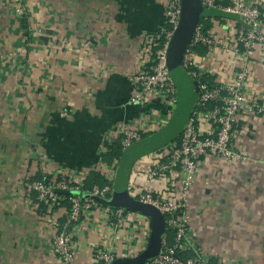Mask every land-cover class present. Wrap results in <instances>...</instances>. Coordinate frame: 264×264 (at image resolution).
<instances>
[{
  "label": "crops",
  "instance_id": "0c3cea01",
  "mask_svg": "<svg viewBox=\"0 0 264 264\" xmlns=\"http://www.w3.org/2000/svg\"><path fill=\"white\" fill-rule=\"evenodd\" d=\"M254 1L264 34V0ZM163 4L0 0V264H60L49 218L22 185L36 173L44 181L84 174L85 182L98 172L104 185H110L109 194L98 201L129 216L122 221L96 209L85 211L71 228V264H95L102 251L115 258L143 253L148 262L171 243L163 215L142 203L136 192L145 185L159 192L170 193L173 186L176 190L171 172L153 179L147 173L163 161L161 149L179 139L184 127L162 143L139 148L126 164L123 157L107 161L102 156L120 141L122 128L141 131L140 141L172 121L179 109L177 101L171 105L161 96L141 105L127 103L133 93L130 76L141 64L143 47L151 41V49L157 48ZM216 19L205 18L211 25L205 33L214 44L194 46L193 69L212 85L230 80L241 67L247 69L244 91L253 111H240L233 146L248 159L200 160L187 196L188 238L210 264H242L238 250L264 248V43L247 54L235 53L232 27ZM42 35L48 36L46 41ZM191 253L189 249L185 257Z\"/></svg>",
  "mask_w": 264,
  "mask_h": 264
},
{
  "label": "built area",
  "instance_id": "2783aa9c",
  "mask_svg": "<svg viewBox=\"0 0 264 264\" xmlns=\"http://www.w3.org/2000/svg\"><path fill=\"white\" fill-rule=\"evenodd\" d=\"M163 2L166 25L157 36L155 50L151 49V41L145 44L141 64L130 76L133 93L127 103L131 105L145 104L160 96L165 97L171 105L177 101L176 88L167 67V48L180 20L181 0ZM200 2L204 8H218L238 14L252 27L247 29L235 20L220 18L227 20V27H232L229 33L230 45L235 53L247 54L256 44L264 43V34L260 31L263 19L256 1L200 0ZM21 11L18 9V12ZM208 33L203 32L202 23H198L182 58L185 71L192 79L198 81L197 96L186 126L178 140L169 142L161 149L163 161L147 173L148 178L153 179L167 171L171 172L177 180L176 190L173 186L170 193L159 192L153 186L145 185L136 192L142 203L155 207L163 215L166 229L172 232L171 243L164 244L161 251L146 264H208L202 254L192 249L188 238L191 212L187 196L195 180L200 160L206 157L227 162L248 159L246 154L233 146V130L240 111L243 109L253 111V107L246 101L244 91L248 71L241 67L230 80L212 85L198 70L193 69L194 46L199 43L210 46L214 44L212 36ZM227 45L226 42L223 43L224 47ZM255 111L260 112L261 108ZM121 134L120 144L124 149L131 142L139 140L142 132L124 127ZM83 180L84 174L71 180L64 176H55L47 181L27 177L22 182L26 193L33 192L39 201L46 202L45 214L53 230L52 243L60 264H71L73 260L71 228L81 220L85 211L96 209L106 217L122 221L129 218L124 209L103 205L98 201V198L109 194L110 185H94L86 190ZM56 190H70V193L61 194ZM64 199H67L69 207L61 203ZM189 249L192 250L191 255L185 258L180 255ZM114 259L115 255L112 252L102 251L97 255L95 264H110Z\"/></svg>",
  "mask_w": 264,
  "mask_h": 264
},
{
  "label": "water",
  "instance_id": "95a60500",
  "mask_svg": "<svg viewBox=\"0 0 264 264\" xmlns=\"http://www.w3.org/2000/svg\"><path fill=\"white\" fill-rule=\"evenodd\" d=\"M226 18L235 20L241 26L251 29L238 14L227 12L218 8H204L200 0H181L180 20L173 32L167 48V67L176 88L177 104L179 109L172 116V121L183 119L187 121L189 114L185 111L192 109L198 92V81L192 79L182 65V58L190 42L195 27L200 18ZM47 35L40 36L46 41ZM185 123V122H184ZM186 124L184 125V127ZM61 194H69L70 190H56ZM147 259L143 253L133 257H118L110 264H146Z\"/></svg>",
  "mask_w": 264,
  "mask_h": 264
},
{
  "label": "rangeland",
  "instance_id": "374dc122",
  "mask_svg": "<svg viewBox=\"0 0 264 264\" xmlns=\"http://www.w3.org/2000/svg\"><path fill=\"white\" fill-rule=\"evenodd\" d=\"M163 16H164V10H163ZM165 19V18H164ZM217 22H221L220 18L216 19ZM165 20L163 21V27L165 26ZM166 101L163 100L164 104ZM189 109V108H188ZM161 115V114H159ZM163 117V114L161 115V118ZM151 123L155 124L151 121ZM168 123V122H167ZM165 124L163 128H159L158 131L150 133V135L145 136L142 140H135L131 142L128 146H126L124 149H122V154L120 156V160L122 164H126V161L131 160L134 157L135 152L139 148H143L148 146L149 144L156 143L155 141L162 143L163 141L169 139L173 135H176L182 128L184 127L183 119H178L175 121H170L168 124ZM157 124V123H156ZM152 127H156L153 125ZM118 159V160H119ZM254 244V243H253ZM264 245V244H263ZM241 254V263L242 264H264V248H255L251 250H238ZM252 256L253 259L250 260L249 256ZM246 256V257H244Z\"/></svg>",
  "mask_w": 264,
  "mask_h": 264
},
{
  "label": "trees",
  "instance_id": "16d2710c",
  "mask_svg": "<svg viewBox=\"0 0 264 264\" xmlns=\"http://www.w3.org/2000/svg\"><path fill=\"white\" fill-rule=\"evenodd\" d=\"M199 21L204 24L203 25V32H206L211 27V25L207 21H205V18L202 17V18H200ZM176 139H178V138H175V140ZM121 150H122L121 144H120V141L118 140L114 143H111L108 147V152H105L104 154H102V156L107 161H110L112 158L118 159L121 155V152H122ZM57 177H59V176H57ZM42 178H43V176H41L39 173H36V175L34 177H32V179H35V180L36 179L37 180L42 179ZM84 180H83V182H84ZM105 183H106V181H105L104 177L102 176V174L93 171L92 173H90L89 176H87L86 181L84 182V188L85 187L92 188L94 185L102 186ZM30 195H31V197H33V200L37 204V209L40 210L41 212H45L46 202L39 201L36 197V194L33 192ZM61 203L64 204L66 207H69V203H68L67 199H64ZM186 252L187 251L181 252L180 255L182 257H185ZM208 264H210V263L208 262Z\"/></svg>",
  "mask_w": 264,
  "mask_h": 264
}]
</instances>
